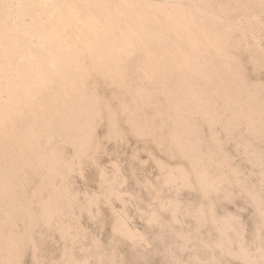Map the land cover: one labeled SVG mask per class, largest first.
<instances>
[{"label": "rangeland", "instance_id": "374dc122", "mask_svg": "<svg viewBox=\"0 0 264 264\" xmlns=\"http://www.w3.org/2000/svg\"><path fill=\"white\" fill-rule=\"evenodd\" d=\"M182 1L203 33L180 40L179 73L94 0H0L31 45L45 46L22 23L32 10L78 67L47 92L33 55H0V79L19 77L14 58L32 71L0 83L18 103L0 109V264H264V0ZM108 32L97 70L83 42Z\"/></svg>", "mask_w": 264, "mask_h": 264}, {"label": "bare ground", "instance_id": "6f19581e", "mask_svg": "<svg viewBox=\"0 0 264 264\" xmlns=\"http://www.w3.org/2000/svg\"><path fill=\"white\" fill-rule=\"evenodd\" d=\"M32 1L35 4L38 2V0ZM55 1L59 4V0ZM94 2L95 8L105 12L104 14L109 21H116L127 32L129 39L134 44L133 51L140 57L146 56L145 58L149 60H154L155 58L157 64L159 63L163 67H167L170 64L171 71L177 70L179 73H182L185 67L189 66L187 59L179 55L180 50L178 49V45L181 43L180 40L188 39L189 46L194 48L195 42L201 39L203 32L198 30V26L196 27L195 24L198 17L195 14V10L198 9L195 3L182 0H141L139 16L135 17V15H131L129 17V12H134L135 9H133L134 7H129L126 0H94ZM62 13L66 14V11L63 10ZM160 14H164L163 23L159 20ZM26 15L29 16L30 21L28 23L22 21V23L31 31V35L34 38L45 40L44 48H37L31 45L27 38L22 37L21 33L5 20L3 9L0 7V55H4L5 58L9 57L8 55L21 53L33 55L35 57L33 63L39 65L37 70L39 78L32 80V82H42L44 85L43 89L50 92L49 84H61L65 80L64 77L69 79H71L70 77H77L78 74L76 72L78 67L76 62L68 56L70 55L69 52L63 50L62 46L58 45L55 40L49 39V32L43 25L40 16L32 10ZM151 19L154 20L150 22ZM50 20L53 19L51 18ZM157 20H159L160 24H158ZM90 26L96 30L101 27L94 20ZM170 32L178 37V42L175 43L174 39H171ZM111 36L108 32L105 35V39L96 40L89 38L83 42L87 50L90 48L92 52L94 61L91 62V67L103 70L110 63L108 57L113 55V50L106 44L110 40L116 41ZM205 40H209V38L206 36ZM119 43L121 44L120 50L126 53L128 51L127 42L119 41ZM207 50L210 49L208 48ZM46 55H49V57ZM102 55H106L107 58ZM14 59L11 60V64L17 69L19 77L17 78L14 73H7L6 75L1 73L2 78L0 79V83H26L30 79L29 76L32 74V71L28 68V64L20 63ZM50 97H52L51 94ZM11 98L13 101L19 100L17 94ZM55 98L58 99V97ZM59 98L64 99L65 97ZM14 104L17 105L18 103ZM14 104H12L13 106H8L4 102H0V109L2 110L4 107L13 108ZM6 114L11 115L12 112L0 111V115Z\"/></svg>", "mask_w": 264, "mask_h": 264}]
</instances>
